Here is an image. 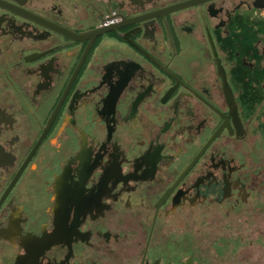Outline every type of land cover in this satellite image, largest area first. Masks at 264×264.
I'll return each mask as SVG.
<instances>
[{"label":"flooded vegetation","instance_id":"obj_1","mask_svg":"<svg viewBox=\"0 0 264 264\" xmlns=\"http://www.w3.org/2000/svg\"><path fill=\"white\" fill-rule=\"evenodd\" d=\"M262 185L264 0H0V264H219Z\"/></svg>","mask_w":264,"mask_h":264},{"label":"rangeland","instance_id":"obj_2","mask_svg":"<svg viewBox=\"0 0 264 264\" xmlns=\"http://www.w3.org/2000/svg\"><path fill=\"white\" fill-rule=\"evenodd\" d=\"M261 177L259 175L258 184ZM257 191L253 200L256 202L239 206L234 211L223 206L210 212H197L193 218L182 220L180 226L197 231L195 242L221 245L219 250L222 254L217 252L212 256V260L219 264L224 263L222 260L238 258L241 263L233 260L225 264H264V185ZM254 204L260 207L253 209ZM226 210L228 214H224Z\"/></svg>","mask_w":264,"mask_h":264}]
</instances>
